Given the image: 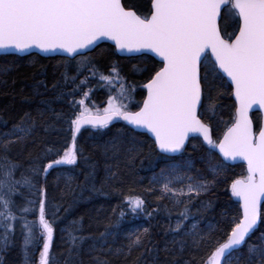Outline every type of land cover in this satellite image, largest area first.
I'll list each match as a JSON object with an SVG mask.
<instances>
[{
    "label": "snow or ice",
    "instance_id": "1",
    "mask_svg": "<svg viewBox=\"0 0 264 264\" xmlns=\"http://www.w3.org/2000/svg\"><path fill=\"white\" fill-rule=\"evenodd\" d=\"M223 20L234 21L231 32H222L218 21ZM101 41H111L115 53L141 62L136 70L146 77L139 85L146 95L137 110L115 103L111 95L102 114L92 113L86 106L85 100L95 90L92 81L98 87H118L123 99L135 91V87L126 86L116 64L106 74L88 55ZM33 50L45 56L62 54L64 83L73 85L71 92L61 93L70 108L65 121L68 135L63 143L45 146L40 162L22 171L17 179L20 165L13 163L8 153L15 144L32 137L36 121L26 113L9 131L0 133V264L3 254L14 246L17 230L23 238L24 264H58L52 251L58 228L61 241L67 245L64 264H73L86 241H91L88 252H103L108 239L115 238L116 233L108 230L111 224L98 238L85 235L82 216L63 228L58 224L64 219L62 209L65 214L69 209L49 199L46 178L50 170L65 173V188L72 191L73 173L82 159L90 169L85 183L91 184V192L120 196L112 209L117 217L114 226L119 227L129 215L151 219L160 211L169 216L174 212L177 219L174 226L169 224V231L189 237L194 249L208 244L201 264H232L233 254L244 246L250 264L253 257L256 264H264V233L257 238L259 244L249 243L258 226L264 224V124L258 123L257 132L250 115L253 109L264 113V0H149L146 13L127 0H0V52L23 55ZM73 66L75 75H70ZM81 75L83 79H79ZM77 95L82 98L76 100ZM224 96L233 98L230 121L222 138H214L209 121L221 111L219 101ZM57 119H63V113L57 114ZM113 121H124L130 128L117 129V135L105 142L108 159L118 157L121 150L129 162L134 158L137 142L123 133L145 136L165 160L182 154L190 137H199L206 145L211 179L189 175L194 167L191 159L168 163L150 181L159 189L151 211L133 190L127 194L120 191L118 164H105L97 187V166L83 157L77 137L85 126L102 132ZM215 152L223 158L219 165L211 163ZM237 160L244 162L246 171L232 179L226 191L238 206L233 216L224 217L222 229L217 226L223 237L213 242L215 230L203 233L197 223L189 226L185 222L192 215L191 206L217 183L226 162ZM162 200H168L171 208H161ZM199 203L198 213L204 207L203 201ZM148 235L147 227L130 230L128 253L141 246ZM177 243L183 253L188 241ZM107 251L112 253L113 249ZM37 252L38 258L33 259ZM122 252L115 250L117 255ZM93 260L94 264H108L98 256Z\"/></svg>",
    "mask_w": 264,
    "mask_h": 264
},
{
    "label": "trees",
    "instance_id": "2",
    "mask_svg": "<svg viewBox=\"0 0 264 264\" xmlns=\"http://www.w3.org/2000/svg\"><path fill=\"white\" fill-rule=\"evenodd\" d=\"M127 2L145 13L149 7V0H127ZM220 26L222 32H231L235 27L234 21L230 20L220 21ZM88 55L94 58L96 65L106 74L108 69L116 64L120 69L121 76L124 77L126 86L135 87V91L129 94V99H123L119 95L118 87H98L96 82L92 81L91 86L95 90L91 91L85 100L86 106L91 112L99 111L102 114L103 109L108 106L110 95L116 98L114 102L129 103L130 110H137L139 103L146 95L145 90L139 86L146 77L142 72L136 70L142 66L141 62L129 57L118 56L114 47L109 44L98 46ZM61 61L62 57L60 56L43 58L36 54L26 57L0 56V133L9 131L13 124L17 123L26 113H29L36 121L32 137L27 141L18 142L8 153V158L13 163L20 165L16 171L17 179L22 171L34 163L40 162L39 158L42 156L45 146L63 143L68 135L65 121L70 114V108L67 101L61 97V93L71 92L73 85L71 82L64 83L62 73L65 69ZM69 73L75 75L74 66L69 69ZM83 78V75L79 77V79ZM80 98H82L80 95L75 97L76 100ZM219 103L222 105L221 111L209 121L214 138H222L223 132L226 131L227 122L230 121L233 98L221 97ZM59 113H63V119H57ZM252 118L255 130L258 132L257 125L261 123L262 117L260 114H254ZM49 125L51 127H48ZM121 127L130 128L123 122H113L109 128L102 132L90 127L84 128L77 137V146L82 149L83 157L97 166L95 181L97 187L100 186V180L105 174V164H118L121 182L117 186L120 191L127 194L130 189L133 190L132 194L142 196L147 202L148 211H151L157 203L155 198L159 195V189L151 185L150 181L153 175H158L161 169H166L168 163H182L191 159L194 167L188 174L193 177L203 176L211 179V173L208 171L209 158L205 153L206 145L202 144L200 138L192 139L180 156L173 160H165L161 154L151 148L150 140H146L145 136L123 133L124 137L135 139L137 142V151L133 153L134 158L129 162L125 152L121 150L118 157L108 159L104 155V144L117 135V129ZM45 128L48 130L45 131ZM111 156L112 153L109 152L108 157ZM221 162L222 159L215 152L211 158L212 165H219ZM79 164L80 167L75 168L73 173L75 178L71 183L72 191H67L65 188V173L51 172L50 170V174L46 178L49 199L62 204L63 208L69 209L66 214L63 209L60 213L64 217L63 220L58 221L60 228L68 225L69 221L82 216L85 235L98 238L99 233L103 232L105 227L110 224L113 226H110L108 230L116 235L115 238L108 239L103 252L99 250L88 252L87 246L91 241H86L79 257L74 258L73 264H94L93 257L96 256L107 261L108 264H185V261H191V264H201V258L205 257L208 252V244L194 249L191 247L189 237H185L183 233L169 231V224L174 226L177 219L174 212L169 216L167 212L160 211L154 214L151 219L145 215L135 217L129 215L120 223L119 227L114 226L117 217L113 216L112 209L120 202V196L117 193L103 196L91 192V184L85 183V176L90 170L88 164L83 159L79 161ZM245 171V165L231 166L227 164V167L216 178L217 183L199 197L195 205L191 206L192 215L185 223L189 226L192 223H197L198 230L203 233L215 230L213 231V242L215 239L222 238L223 232L219 229L225 226L224 217L233 216L238 206L235 198H232L230 191H226V189L232 179L239 178ZM58 175L60 179H57ZM43 179L41 178L42 182ZM150 188H155V190L146 191ZM106 191L109 190L106 189ZM200 201L204 202V207L198 213L197 208L201 207ZM159 203L161 208L164 205L171 208L168 200H162ZM141 226L149 229V235L141 246L132 249L129 254L127 250L129 231ZM261 233H264V224L260 225L249 243L259 244L260 241L257 238ZM22 239L19 230H17L14 246L3 254V264H24ZM181 240L188 241L183 253L179 251V243H177ZM97 242L99 243V241ZM109 247L113 249L112 253L107 251ZM66 248L67 245L60 239V229L58 228L52 249L58 264H64L68 258ZM116 249H123V252L117 255L115 254ZM37 258L38 252L33 259ZM232 264H250L247 246L233 254ZM251 264H256L255 257L251 258Z\"/></svg>",
    "mask_w": 264,
    "mask_h": 264
},
{
    "label": "water",
    "instance_id": "3",
    "mask_svg": "<svg viewBox=\"0 0 264 264\" xmlns=\"http://www.w3.org/2000/svg\"><path fill=\"white\" fill-rule=\"evenodd\" d=\"M218 23L220 24V21H218ZM102 44H109V45H111L112 46V43H111V41H101V42H99V45L98 46H100V45H102ZM97 46V47H98ZM97 47H95L94 49H96ZM114 47V46H113ZM93 49V50H94ZM92 50V51H93ZM91 51V52H92ZM91 52H89V53H91ZM32 54H36V55H39V56H41V57H43V58H50V57H56V56H60V57H62V54H60V53H56V54H50V55H48V56H45L44 54H41V53H38L36 50H33V52L31 53V54H23V55H20V54H16V53H4V52H0V56H5V55H13V56H18V57H26V56H29V55H32ZM119 56H121V57H127L126 55H121V54H118ZM254 114H260L261 115V117H262V121H261V124H264V113H262V112H260L258 109H253V112L252 113H250V115L251 116H253ZM113 122H118V121H113ZM120 122H123V123H125L124 121H120ZM254 123V122H253ZM128 126V125H127ZM86 127H90V126H85V128ZM130 127V126H129ZM84 128H82L81 130H83ZM254 130H255V126H254ZM193 138H199V137H190L189 138V141L186 143V145H185V149H186V147L188 146V144H189V142L193 139ZM201 140H202V138H200ZM185 151V150H184ZM217 154L219 155V153L217 152ZM181 154H178L176 157H178V156H180ZM219 157H221L220 155H219ZM221 159L223 160V158L221 157ZM226 164H228V165H231V166H235V165H240V164H243V165H245L244 164V162L243 161H240V160H237V161H228V162H226ZM246 166V165H245ZM238 203V202H237ZM259 227H260V225L258 226V229H259ZM255 234V233H254Z\"/></svg>",
    "mask_w": 264,
    "mask_h": 264
},
{
    "label": "bare ground",
    "instance_id": "4",
    "mask_svg": "<svg viewBox=\"0 0 264 264\" xmlns=\"http://www.w3.org/2000/svg\"><path fill=\"white\" fill-rule=\"evenodd\" d=\"M119 56V55H118ZM121 57V56H120ZM118 122H120V121H118ZM125 124V123H124ZM87 128V127H86ZM91 128V127H90ZM243 248V247H242ZM239 251V250H238ZM237 252V251H236Z\"/></svg>",
    "mask_w": 264,
    "mask_h": 264
},
{
    "label": "rangeland",
    "instance_id": "5",
    "mask_svg": "<svg viewBox=\"0 0 264 264\" xmlns=\"http://www.w3.org/2000/svg\"><path fill=\"white\" fill-rule=\"evenodd\" d=\"M116 103V102H115ZM128 105H129V103H128Z\"/></svg>",
    "mask_w": 264,
    "mask_h": 264
}]
</instances>
